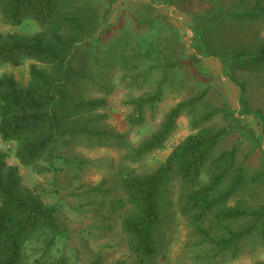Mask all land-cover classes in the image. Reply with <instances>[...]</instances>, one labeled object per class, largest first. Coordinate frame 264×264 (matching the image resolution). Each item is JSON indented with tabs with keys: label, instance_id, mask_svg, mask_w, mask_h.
<instances>
[{
	"label": "trees",
	"instance_id": "1",
	"mask_svg": "<svg viewBox=\"0 0 264 264\" xmlns=\"http://www.w3.org/2000/svg\"><path fill=\"white\" fill-rule=\"evenodd\" d=\"M213 5L220 13L219 0H213ZM241 5L227 10L226 16L234 29L246 34L254 22L264 23V0H241ZM105 10L100 0H0V20L5 25L38 27L34 35H0V67L19 68L29 62L31 77L28 86L12 74L0 77V140L12 145L20 165L38 175L57 170L68 137L86 136L104 144L103 134L107 133L92 124L97 121L95 113L107 106L106 100L76 97V88L82 82H93L100 69L121 64L123 78H129L132 86L148 83L152 92L143 102L150 107L162 100L165 91H187L192 67L200 59L215 57L224 66L228 63L235 84L241 72L264 73L262 42L232 52L216 36L201 49L198 59L178 35L167 34L162 26L155 32L156 44L144 53L135 35L124 30L114 36L103 49L108 58L101 63L98 44L94 45L98 50L86 52L83 41L101 27ZM145 54L149 58H143ZM142 59H148L144 66ZM239 87V109L230 112L233 117L238 115L236 120H245L249 105L245 85ZM203 95H191L178 103L140 146L127 144L119 134L105 137V144L112 139L116 146L127 148L129 159L136 163L165 145L178 119L193 112ZM225 133L224 129L200 131L173 150L154 173L123 176L125 197L119 204L126 212L122 227L138 264H154L160 254L162 214L174 180L180 186L181 215L212 247L209 260L237 258L246 244L257 248L264 243V204L248 201H253L252 187L257 181L239 163L238 147L218 150ZM7 158L0 149V264H78L69 255L73 249L58 223L57 206H48L25 191L19 169L9 165ZM210 229L220 236L212 237Z\"/></svg>",
	"mask_w": 264,
	"mask_h": 264
},
{
	"label": "rangeland",
	"instance_id": "2",
	"mask_svg": "<svg viewBox=\"0 0 264 264\" xmlns=\"http://www.w3.org/2000/svg\"><path fill=\"white\" fill-rule=\"evenodd\" d=\"M100 1L107 8L103 24L83 43L88 48L86 52H93L95 43L98 44L102 52L101 63L108 58L103 49L124 30L135 35L144 53L150 45L156 44L158 36L155 32L162 26L167 34L178 35L187 50L195 53L198 59L201 49L205 50L216 36L232 52L264 43V23L261 21L254 22L246 34L228 23L233 21L226 16L227 10L241 7V0H219L220 13L213 0ZM37 31L36 25L10 27L0 20V35L29 36ZM147 60L142 59L141 65H146ZM199 62L192 67L187 91H165L154 107L143 102V98L152 92L151 86L148 83L132 86L129 78H123L125 70L121 64L95 72L93 82H82L76 88V97L106 100L107 106L95 113L97 121L92 124L107 133L103 134L104 144L99 145L97 140L80 135L66 138L61 147L64 160H58L57 170L52 173L38 175L31 168L23 167L13 155L12 145L0 141V149L6 152L9 165L19 169L23 189L33 192L44 204L57 206L58 223L67 232L68 245L73 249L69 255L78 264H138L122 227L126 212L119 204L125 197L122 178L129 173H154L173 150L200 131H226L218 150L238 147L239 163L246 166L249 178L257 181L252 187L253 201H248L257 206L264 204V73L241 72L239 82L235 84L230 80L228 63L224 66L215 57ZM5 74H12L21 85L28 86L30 63L19 68L1 66L0 77ZM240 83L245 85L244 97L249 105L245 120H236L238 115L233 117L230 112L239 109ZM203 92L204 99L195 104L193 112L178 119L176 130L165 145L140 161L132 162L128 149L116 146L112 139L105 144V137L119 134L127 144L140 146L159 129L172 108L191 95ZM175 181L165 201L160 254L154 264H264V243L257 248L246 244L237 258L209 260L207 256L212 247L181 215L178 207L180 186ZM234 205L235 201L229 204ZM211 235L220 236L215 229L211 230Z\"/></svg>",
	"mask_w": 264,
	"mask_h": 264
},
{
	"label": "crops",
	"instance_id": "3",
	"mask_svg": "<svg viewBox=\"0 0 264 264\" xmlns=\"http://www.w3.org/2000/svg\"><path fill=\"white\" fill-rule=\"evenodd\" d=\"M1 141V140H0ZM2 142V141H1Z\"/></svg>",
	"mask_w": 264,
	"mask_h": 264
}]
</instances>
